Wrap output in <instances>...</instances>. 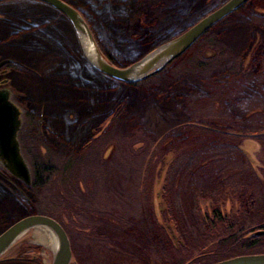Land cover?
I'll return each instance as SVG.
<instances>
[{
    "label": "rangeland",
    "instance_id": "374dc122",
    "mask_svg": "<svg viewBox=\"0 0 264 264\" xmlns=\"http://www.w3.org/2000/svg\"><path fill=\"white\" fill-rule=\"evenodd\" d=\"M66 1L83 15L98 49L121 54L102 38L79 4ZM171 1L140 4L128 33L137 40L136 49L127 60L138 59L226 0H192L185 24L158 40L163 6ZM47 6L35 0L0 2V61H7L0 66V90L19 109L16 141L31 184V162L40 155L52 158L38 187L25 184L0 161V231L23 215L41 211L52 214L47 216L66 231L70 264H176L172 249L182 245L180 232L209 240L218 233L208 225L213 206L224 218L239 211L264 223V0H248L219 21L193 44L197 53L183 56L181 65L173 60L121 98H102L93 109L72 110L71 127L64 120L66 109H50L40 96L61 60L52 52L31 59L15 55L1 29L16 21L31 26L37 19L57 18L66 33L67 60H62L91 67L70 23ZM198 53L215 59L204 75L191 71L189 64ZM206 98H215L213 104L194 112L193 104ZM200 118L230 136L182 150L187 127ZM141 136L172 152L157 162L150 149H141ZM85 147L91 148L79 152ZM75 157L80 161L67 166ZM36 233L35 228L25 232L8 253L35 247L41 262L50 264L51 248L38 242Z\"/></svg>",
    "mask_w": 264,
    "mask_h": 264
},
{
    "label": "trees",
    "instance_id": "16d2710c",
    "mask_svg": "<svg viewBox=\"0 0 264 264\" xmlns=\"http://www.w3.org/2000/svg\"><path fill=\"white\" fill-rule=\"evenodd\" d=\"M145 1L149 0H73V2L81 6L84 14L89 20L97 25L99 33L101 32L102 34V38L110 41L114 48L122 50L121 54L117 55L109 50L108 47H105V51L99 48L102 55L117 66H124L123 64L127 65L126 61L131 63L136 60H127L134 57V54L132 56L131 52L136 49L135 45L137 42V40L131 39L128 35L129 25L140 7V4ZM66 2L69 3L68 1ZM191 2L192 0H172L170 3L163 6L161 21L158 27L160 31L157 33L159 37L158 40L171 35L177 28L185 24L187 21L186 11ZM37 3L44 4L39 1H37ZM59 14L62 15L61 13ZM6 26V29L4 27L1 28L3 31L6 30L3 39L6 46L11 49L15 55L17 54L18 56V54H20L22 58L29 57V59H31L33 57H39L40 55H46L47 53L51 54L50 52H52L56 60H61V64L55 66L54 75L51 77V81L45 86V90H42L43 93H40V96L46 100L48 108L66 109L63 116L64 120L70 124V127L73 123L68 120V114L72 112V110H79L84 106L93 109L102 98H104L106 102L113 98H121L124 95L123 92L127 93V91L137 85V83H122L108 76H103L101 73L95 72V70L84 62H75L72 65L69 62H64V60H62L63 57L65 61L67 60L63 43L66 38V33L62 28H59L57 18L55 20L54 17L48 16L40 20L37 19V23L31 26L23 25L17 21ZM214 26L201 38L208 34ZM187 27L188 26H185L182 31ZM173 36H175V34L172 35V37ZM194 46L192 45L174 61L180 60L179 65H181L183 56L197 53L196 51L194 52L195 49L192 50ZM208 48L213 49L212 46ZM123 53H128V57ZM133 53L135 52L133 51ZM193 56H195V54ZM195 58L196 59L189 64L192 66L191 71L194 73H201L199 75L206 74V72L212 68L215 61V59L210 60L202 58L199 53L196 54ZM65 73H67L68 76H65ZM118 87H122L123 89ZM214 99L206 98L198 100L193 104L195 108L194 112L210 106L213 104ZM187 129H189L188 135L182 143L179 144L182 150L196 144L198 146L209 144L217 139L223 138V136H230L227 130L224 133L218 131L216 128L206 125L201 118L192 122ZM137 141L142 143V150L150 149L149 153L152 154L151 158H155L159 163H161L165 154L172 152V149L169 148L163 150L161 148V143L150 145V142L142 136L137 139ZM81 148H79V150ZM89 148L91 147H85L79 152L82 153ZM96 148L99 147H94V149ZM176 149L179 148L174 147L173 151H177ZM48 151L51 152V150ZM77 158L78 157L70 159V161L68 160L69 164H67V166L72 167L75 163L80 161V158H78V160ZM51 159L52 158L48 155H40V157H36L31 162L33 182L31 184L30 179V185L32 187H38L45 182L42 177L49 173L51 169L50 164H52ZM64 171H66L65 168ZM218 200L219 197L213 199L214 205L217 204ZM38 213L41 214V211ZM42 213L46 214V212ZM47 215L52 216V214ZM210 219V223H207L209 228L218 229V233L211 240L208 239L209 237L191 239L190 236H184V231L180 232L179 236L180 240H182V245L178 247L179 250L172 249L173 257L175 258L174 262L176 264H213L237 255L264 253V235L252 236L254 231L264 229V223H258L256 220L250 218L246 212L239 211L229 218H224L216 206H213L211 210ZM206 232L208 233L207 230ZM29 250L33 252L28 253ZM0 264L43 263L41 262L40 256H38L37 248L25 246L0 257Z\"/></svg>",
    "mask_w": 264,
    "mask_h": 264
},
{
    "label": "water",
    "instance_id": "95a60500",
    "mask_svg": "<svg viewBox=\"0 0 264 264\" xmlns=\"http://www.w3.org/2000/svg\"><path fill=\"white\" fill-rule=\"evenodd\" d=\"M4 0H0L2 2ZM59 13L70 23L86 62L97 72L122 83H137L158 72L177 59L219 21L237 11L248 0H226L209 11L186 29L158 44L138 59L124 66L107 60L98 49L92 31L83 15L64 0H35ZM6 60L0 61V66ZM19 109L13 104L6 90H0V156L8 162L7 168L25 184L30 183L29 169L20 155L16 141L19 126ZM46 228L53 237L50 264H70L69 238L62 225L50 216L27 214L19 217L0 231V257L8 253L15 242L28 230ZM264 235V229L252 236ZM213 264H264V253L237 255Z\"/></svg>",
    "mask_w": 264,
    "mask_h": 264
},
{
    "label": "bare ground",
    "instance_id": "6f19581e",
    "mask_svg": "<svg viewBox=\"0 0 264 264\" xmlns=\"http://www.w3.org/2000/svg\"><path fill=\"white\" fill-rule=\"evenodd\" d=\"M35 230L37 231L35 236L36 240L38 242L46 243L50 246V248H52L53 237L50 232L44 227H35Z\"/></svg>",
    "mask_w": 264,
    "mask_h": 264
},
{
    "label": "flooded vegetation",
    "instance_id": "af4514ba",
    "mask_svg": "<svg viewBox=\"0 0 264 264\" xmlns=\"http://www.w3.org/2000/svg\"><path fill=\"white\" fill-rule=\"evenodd\" d=\"M0 161L5 165L7 166L8 162L6 160H4L1 156H0Z\"/></svg>",
    "mask_w": 264,
    "mask_h": 264
}]
</instances>
